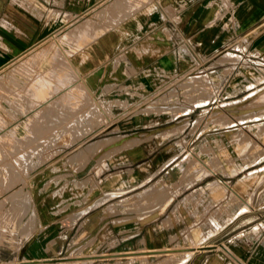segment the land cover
I'll use <instances>...</instances> for the list:
<instances>
[{"label": "rangeland", "instance_id": "374dc122", "mask_svg": "<svg viewBox=\"0 0 264 264\" xmlns=\"http://www.w3.org/2000/svg\"><path fill=\"white\" fill-rule=\"evenodd\" d=\"M58 1L63 4L61 10L75 11L78 17L88 16L100 2ZM52 2L0 0V38L6 44H11L13 37L24 42L20 44L21 50L15 59L39 44L42 49L48 47L45 55H42L41 48L36 52L31 72L14 74V85L7 75L11 72L9 65L15 59L0 67V264L15 261L13 256L34 230L35 213L39 215L43 207L55 204L57 212L69 221L75 220L84 212L80 211L88 206L83 217L89 216L87 228L90 233L83 245L70 254L79 256L74 258L75 264H174L178 260L183 263L190 247L197 246V243L187 242L186 228L180 227L181 205L190 217L194 216L195 222L202 218L201 222L206 224L212 222L216 215L228 216L229 209L238 207V200L242 204L240 211L247 208L251 211L264 202V61L260 64L257 58L246 57L242 63L227 64L230 52L223 50L205 62L210 63L207 67L213 66L210 69L212 73L206 77L193 78L196 77L194 75L186 78L191 75L188 71L163 86H147L143 92L132 86H121L108 95L98 97L90 94L91 97L78 107L64 108L57 103L69 102L71 92L74 96L77 92L70 89L57 99L66 89L55 91L61 81L66 79L70 82L72 78H49L48 81L28 78L46 73L50 66L53 44H48L46 39L49 36L46 35L60 25L63 33L64 27L70 23L61 15L55 18L54 14H48V9L53 7ZM85 7L87 10H84ZM17 19L30 25L31 29L26 31L20 27ZM29 39L32 42H28ZM237 46H240L239 43ZM63 47L67 48L66 45ZM248 51L256 55L258 50L255 45ZM222 53L223 56L217 58ZM259 54L264 57L261 51ZM131 73L133 68H129L128 74ZM109 88H102V92ZM47 100L51 101L47 104L50 107L44 108L42 113L39 108ZM87 108L92 111L91 114H84ZM148 122H152V128L144 126ZM172 123L177 128L161 136L162 131ZM109 136H116L115 142L110 138V144L98 146L101 139ZM130 138L131 143L126 146L128 152L134 151H130L129 146L155 149L157 163L173 154L176 156L157 174L158 185H146L128 192L130 194H121L124 195L121 205L113 202L116 205L110 204V209L104 211L103 216L100 204L114 194L102 201L96 200L110 189L103 186L107 185V179L100 182L98 178L108 170L122 169L117 164L122 162L120 152L112 147ZM142 140L145 142L137 145ZM113 164L117 167L111 170L110 165ZM205 164L213 172L204 175L215 174L217 179L244 197L247 207L230 190L229 200H222L210 208V202L219 201L224 192L221 184L216 185L211 193L209 189L192 190V187L200 185L197 183L189 188L193 193L181 203L182 188L200 178H196L194 173L200 168L206 169ZM133 165L129 167L132 169L123 173L128 174L126 184L119 182L116 174H122L120 171L112 177L108 176L111 188L117 185L132 188L141 183L138 174L144 172L146 175L150 168L146 164L139 167ZM123 175L121 179L125 178ZM211 178L212 175L206 181ZM205 187L210 188L209 184ZM163 188L169 196L163 202L144 200L146 197L156 198L157 193L164 191ZM219 204L221 206L218 207ZM240 211L238 209L237 212ZM97 217L103 220L94 227ZM134 219H151L159 229L167 228L170 236L169 241L163 243V250L139 253L144 246L138 249L137 246L121 248V245H116V233L122 234ZM183 231L184 236L178 235ZM222 233H216L203 243L217 244L226 237L219 238Z\"/></svg>", "mask_w": 264, "mask_h": 264}, {"label": "crops", "instance_id": "0c3cea01", "mask_svg": "<svg viewBox=\"0 0 264 264\" xmlns=\"http://www.w3.org/2000/svg\"><path fill=\"white\" fill-rule=\"evenodd\" d=\"M51 4L53 7L48 9V14H54L55 18L61 15L69 19L70 23L64 27L63 33L60 25L46 35L49 36L46 39L49 41L48 44H53L49 56L50 66L46 73H34V76L28 78H42L47 81L49 78H72L70 82L66 79H64L65 82L61 81L60 87L55 91L59 92L61 88L66 89L57 99L70 89L77 92L75 96L71 92L69 102L57 103L64 108L78 107L85 99L91 97L90 94L98 97L103 94L108 95L109 92L118 90L121 86H132L133 89L143 92L147 86L152 88L155 85L163 86L172 78H179L188 71H191V75L186 78L194 75L196 77L193 78L206 77L212 73L210 69L213 66L207 67L210 63L205 64V62L223 50L230 52L229 56L227 55L230 58L227 64H236L246 60V57L257 58L260 64L264 61V57L259 54L261 51L264 55V0H100L88 16L81 17H78L75 11L61 10L63 7L61 1L53 0ZM85 9L87 10V7ZM17 23L20 27L27 29L26 31L31 29L30 25H26L19 19ZM37 29L40 32V26ZM11 40V44L8 43V45L0 38V67L15 59L21 50L20 44H24L21 39L13 37ZM28 42L32 40L29 39ZM238 43L240 46H237ZM255 45L258 51H255L256 55H252L248 50L253 49ZM40 48L42 49L43 46L39 44L10 63L9 71L11 72L7 75V79L13 85V78H16L14 74L31 72L34 55ZM42 50V55H45L48 47ZM223 54L217 58H221ZM205 56L208 58H204ZM237 57L240 60L235 62L231 60L238 59ZM129 68H133V73L128 74ZM1 79L2 69H0V81ZM70 86L71 88L68 89ZM108 86L110 87L108 91L102 92V88ZM48 100L42 108H39L42 113L43 109L48 107L47 104L51 102ZM89 110L87 108L84 114H91L92 111ZM151 125L152 122H148L144 126L151 127ZM174 127L177 128L174 123L168 125L162 131L161 136L175 129ZM117 136L122 137V135ZM110 138H113L115 142L116 136L104 137L98 146L104 143L110 144ZM131 140L132 138L125 139L119 145L112 147L120 152L119 158L122 162L117 164L122 169L108 170L98 178L100 182L107 179V185L103 186L107 189L110 187V189L105 193L102 192L104 194L96 200L102 201L114 194L100 204L103 206L100 209L103 211V216L104 211L110 209V204L116 205L113 202L117 201L121 205V200H123L121 197L124 196L121 194H130L128 192L139 190L146 185L148 187L158 185L157 174L165 168L170 159L176 156L173 154L157 163L155 149L129 146L128 149L130 151L134 149V151H126V146L131 143ZM144 142L142 140L137 145ZM132 164L134 167L146 164L150 171L146 175L140 172L138 179L142 180L141 183H137L132 188L129 187L130 189L126 185L111 188L108 176L112 177V174L120 171L122 174H116L120 179L118 181L126 184L128 174H124L125 178L122 177V179L121 176L124 171L133 168H129ZM116 167L114 164L110 165L111 170ZM205 167L207 170L200 168L195 171V177H200L197 181L182 188L181 203H184L186 197L193 193L189 191V188L197 183L200 185L192 187V190L209 189L211 193L216 185L221 184L224 192L219 201L210 202L212 203L210 208L222 200H229L230 190L238 195L247 207L248 202L244 200V197L237 194L224 181L217 179L215 174H210L212 178L206 181L210 175L204 174L213 172V170L209 165L205 164ZM142 175L143 178H141ZM206 184H209L210 188L205 187ZM163 190L157 193L156 198L146 197L147 200H144L151 203L163 202L169 197L166 189L163 188ZM113 197L118 198L109 201ZM238 201V207L229 209L228 216L216 215L212 222L206 224L201 222L202 218L195 222L194 216L190 217L181 205L180 227L186 228L184 231L188 234L187 242L197 243V246L190 247V253L182 264H264V202L252 208L251 211L248 208L246 211H240L242 204L240 200ZM55 207L56 204L47 205L46 208L43 207L39 215L35 213L34 230L23 240L21 249L13 256L15 261H10L11 264H75L76 259L74 258H79V256H70V254L83 245L90 233L87 228L89 216L83 217L88 206L84 207L80 213L84 212L73 221L64 218ZM238 209L240 212H237ZM102 220V217L95 218L94 227ZM235 221L236 224L232 225ZM129 223V228L122 234L116 233V245H121V248L137 246L136 248L141 249L140 247L144 246V250L139 253L160 251L164 248L163 243L169 241L170 235L167 233V228L160 227L159 229L158 224L151 219H134ZM253 224H255L254 227ZM209 226L212 229H207ZM184 231L178 235H183ZM219 232H223L219 238L226 236L222 241L217 244L203 243Z\"/></svg>", "mask_w": 264, "mask_h": 264}, {"label": "bare ground", "instance_id": "6f19581e", "mask_svg": "<svg viewBox=\"0 0 264 264\" xmlns=\"http://www.w3.org/2000/svg\"><path fill=\"white\" fill-rule=\"evenodd\" d=\"M78 79H79V78H78ZM219 117H220V116H219ZM219 117H218V118H219ZM171 133H172V132H171ZM96 203H97V202H96ZM157 251H158V250H157ZM143 252H144V251H143ZM147 252H148V251H147ZM151 252H153V251H151ZM176 261H177V260H176ZM174 264H182V263H181L180 260H178V261H177L176 263H174Z\"/></svg>", "mask_w": 264, "mask_h": 264}]
</instances>
